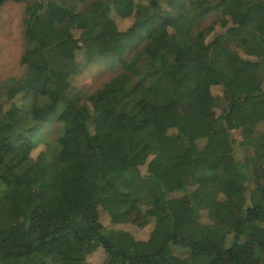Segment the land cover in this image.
Returning a JSON list of instances; mask_svg holds the SVG:
<instances>
[{
    "label": "trees",
    "instance_id": "obj_1",
    "mask_svg": "<svg viewBox=\"0 0 264 264\" xmlns=\"http://www.w3.org/2000/svg\"><path fill=\"white\" fill-rule=\"evenodd\" d=\"M8 1L27 46L0 91V264H264V0ZM140 37L143 67L72 89L77 54Z\"/></svg>",
    "mask_w": 264,
    "mask_h": 264
},
{
    "label": "rangeland",
    "instance_id": "obj_2",
    "mask_svg": "<svg viewBox=\"0 0 264 264\" xmlns=\"http://www.w3.org/2000/svg\"><path fill=\"white\" fill-rule=\"evenodd\" d=\"M24 11L25 5L23 3L8 1L0 6V91H5L15 86L25 74V68L19 64L20 56L27 46L22 39V22L25 16ZM209 22L210 19L203 20L199 28H204ZM120 25L123 26V22H120L119 26ZM127 25L128 22L124 27ZM145 43V37L137 38L133 42H126L124 44L123 55L120 59L116 57H104L92 60L90 58L84 59L81 53L77 54L72 65L78 69V74L70 77L72 89L85 96L91 94L101 88L122 69V61L124 63H129L132 60H136L135 64L137 67H143L145 62L143 46ZM134 79H136V77ZM261 85L264 89V71L261 74ZM29 102L30 101L26 100L25 103H27V106L25 109L28 108ZM215 102L220 108L225 107V101L222 96H217ZM218 127H220V124H218ZM50 128V136L55 137L58 132L55 128ZM43 149L44 145L39 144L32 153L33 157ZM262 183H264V180ZM205 215L206 213L201 212L202 221H204ZM4 217L5 214L0 211V226L5 222L10 223V220ZM101 218H103V224L107 225L105 217L102 216ZM124 228L134 239L145 241L149 238L153 225L149 224L143 228L128 225ZM258 253L259 252H257V254ZM259 256L262 257L264 254H259ZM87 261L93 264H104L106 255L102 249H98L87 257Z\"/></svg>",
    "mask_w": 264,
    "mask_h": 264
}]
</instances>
